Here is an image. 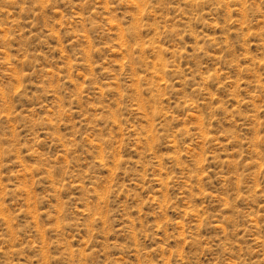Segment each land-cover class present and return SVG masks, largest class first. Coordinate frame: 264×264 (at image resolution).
Here are the masks:
<instances>
[{
	"label": "rangeland",
	"instance_id": "1",
	"mask_svg": "<svg viewBox=\"0 0 264 264\" xmlns=\"http://www.w3.org/2000/svg\"><path fill=\"white\" fill-rule=\"evenodd\" d=\"M0 264H264V0H0Z\"/></svg>",
	"mask_w": 264,
	"mask_h": 264
}]
</instances>
